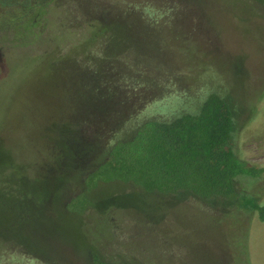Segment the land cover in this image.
Here are the masks:
<instances>
[{
	"label": "rangeland",
	"instance_id": "1",
	"mask_svg": "<svg viewBox=\"0 0 264 264\" xmlns=\"http://www.w3.org/2000/svg\"><path fill=\"white\" fill-rule=\"evenodd\" d=\"M119 1L0 0V264H91L92 253L124 264H264V221L243 205L224 212L223 201L93 180L69 203L85 164L69 132L81 122L77 67L101 50L96 9ZM135 1L165 18L163 56L186 89L149 103L123 132L228 94L243 112L238 154L264 167V0ZM248 192L264 203V179Z\"/></svg>",
	"mask_w": 264,
	"mask_h": 264
},
{
	"label": "trees",
	"instance_id": "2",
	"mask_svg": "<svg viewBox=\"0 0 264 264\" xmlns=\"http://www.w3.org/2000/svg\"><path fill=\"white\" fill-rule=\"evenodd\" d=\"M121 2L96 9L90 21L103 36L101 50L85 66L77 67L80 74L85 72L74 79L81 122L69 132L83 147L84 155L76 157L86 159L77 158L85 164L77 185L80 190L73 192L69 203L82 195L85 199L92 180V187L99 181H131L173 197L181 195L184 202L211 208L225 204L224 212L243 205L256 210L264 221V203L248 192L264 179V167L238 154L243 112L237 113L228 94L210 93L198 114L170 122L149 118L123 132L125 123L149 103L186 88L179 69L163 56L165 18L158 19L145 2ZM54 152L60 164L66 152L59 147ZM249 181L255 184L248 186ZM91 264L124 263L92 253Z\"/></svg>",
	"mask_w": 264,
	"mask_h": 264
}]
</instances>
